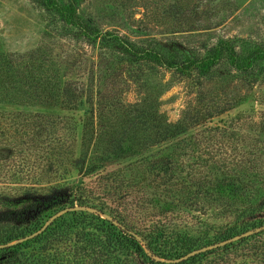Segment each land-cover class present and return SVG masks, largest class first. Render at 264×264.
<instances>
[{"label": "trees", "instance_id": "1", "mask_svg": "<svg viewBox=\"0 0 264 264\" xmlns=\"http://www.w3.org/2000/svg\"><path fill=\"white\" fill-rule=\"evenodd\" d=\"M33 1L59 23L57 35L96 44L97 68L87 84L67 78L76 59H59L53 42H42L2 56L0 99L68 109L85 100L84 176L124 158L127 168H136L129 173L161 187L156 195L166 203L173 202L168 194L182 202L201 197L224 219L194 231L159 219L137 222L86 181L28 183V170L38 169L28 166L33 154L61 179L71 173L76 121L59 113L0 111V264H264V108L212 123L242 96L229 95L230 85H186L199 89L187 90L196 92L193 101L171 120L161 107V83L149 84L150 74L162 70L200 84V77L219 78L220 67L264 83L255 68L264 45L239 48L225 37L195 51L175 39L140 42L82 16L79 0ZM63 63L69 71L61 72Z\"/></svg>", "mask_w": 264, "mask_h": 264}, {"label": "rangeland", "instance_id": "2", "mask_svg": "<svg viewBox=\"0 0 264 264\" xmlns=\"http://www.w3.org/2000/svg\"><path fill=\"white\" fill-rule=\"evenodd\" d=\"M171 3H175L176 8L170 9ZM79 13L93 18L103 28L118 29L140 42L156 38L175 39L195 51H202L203 45H211L217 39L225 37L234 39L239 48L264 45V0H79ZM58 25L36 1L0 0V62L4 60L2 56L8 53H22L42 42L49 45L53 42L54 52L59 59H76V65L66 77L84 80L87 84L92 70L97 68L98 47L96 44L74 41L69 36L57 35L60 33ZM255 68L264 75V60L258 61ZM66 71L69 70L63 63L61 72ZM218 71L223 75V80L218 82L221 76L215 79L204 76L200 77V84L184 80L167 70L153 71L149 76V84L161 83V107L171 120H176L184 106L193 101L192 97L196 92L191 96L187 90L199 89L186 85H230L227 90L229 95L242 96L230 108L214 116L212 123H222L240 114L255 115L259 109L264 108V83H250L242 73H225L227 70H223V67ZM75 72H78V76ZM247 85L253 87L249 88ZM128 97L133 98L132 91L128 93ZM17 110L59 113L72 116L76 121V141L73 145L75 152L72 157L75 163L71 173L65 174L66 177L61 179L59 173L48 172L43 160L33 154L28 166L38 169H34L35 174L28 170V176L24 177L28 183L38 181L34 184L38 186L58 181H86L96 188L97 193H104L110 203L125 208L131 219L137 222L143 220L147 223L159 219L166 225L194 231L202 228L205 221H223L224 217L222 213L220 215L218 208L214 204L208 208L201 197L196 203L189 200L182 202L172 199L168 194L169 198L166 199L173 202L166 203L162 196L156 195L161 187L155 189L153 184H146L148 180H139L137 171L129 173L128 171H135L136 168H127V159L124 158H112L84 176L83 171L80 172L82 169H79V145L82 118L90 111V105L85 100L77 108L68 109L46 104H22L9 100L8 97H1L0 111ZM16 159L20 160L18 157ZM58 177L60 179H56Z\"/></svg>", "mask_w": 264, "mask_h": 264}]
</instances>
